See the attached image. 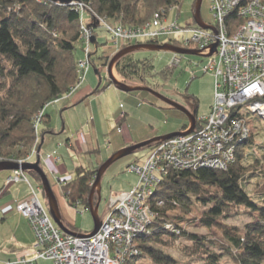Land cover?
<instances>
[{"label":"trees","instance_id":"trees-1","mask_svg":"<svg viewBox=\"0 0 264 264\" xmlns=\"http://www.w3.org/2000/svg\"><path fill=\"white\" fill-rule=\"evenodd\" d=\"M78 2L86 5L88 12L105 17L112 26L120 24L140 27L150 22L155 14L181 6L184 0ZM241 22L237 12L228 17L232 28ZM191 25H195L194 17ZM97 31L94 30V35L98 40ZM81 38V15L76 6L54 4L49 0H0V157L4 160H26L38 140L34 122L37 114L44 111L43 119L48 117L45 114L46 108L66 94L68 96L76 86L79 79L78 63L85 59ZM79 45H82L84 53L80 59L77 58ZM129 46L123 45L121 50ZM97 53L98 50H95L92 55ZM116 68L125 80L143 83L148 77L155 76V67L150 60H135L132 54L122 58ZM97 74L100 76L99 71ZM171 75L168 69L160 73L166 80ZM110 85L113 84L110 82ZM150 86L153 87L152 84ZM100 87L93 94L99 93ZM188 101L191 108L198 111V100L189 98ZM198 125L196 116V127ZM188 127L185 126L183 130ZM254 133L246 142L236 145L235 162L228 170L202 168L195 171H171L161 180L149 200L156 218L149 232L135 239L134 245L139 255L128 257L126 264H137L144 258L150 259L153 264H179L157 246L173 245L181 239L192 243L186 249L194 253L195 264H221L226 256L234 264H264V199L257 201L243 184L249 168L264 157V147L254 142ZM97 171L80 167L76 170L75 179L60 182L70 207L77 210L90 209L89 198ZM36 178L38 185L42 186L39 175ZM212 189L216 192L212 193ZM97 201L95 196V204ZM46 203L48 207L47 199ZM160 203L163 205L160 206ZM196 203L208 208L200 222L208 228H221L225 243L201 238L177 226L175 229H167L169 225L175 226L166 219L168 211L180 207L188 213ZM233 208H244L256 214L257 221L248 224L243 231L224 227L218 221L227 218ZM66 227L77 233L74 228Z\"/></svg>","mask_w":264,"mask_h":264},{"label":"built area","instance_id":"built-area-1","mask_svg":"<svg viewBox=\"0 0 264 264\" xmlns=\"http://www.w3.org/2000/svg\"><path fill=\"white\" fill-rule=\"evenodd\" d=\"M210 4L215 23L209 26L214 27L217 34L196 24L182 26L178 21H170V11L175 7L155 14L140 27L112 26L107 19H99L100 27L116 51L123 45H162L159 39L165 37L169 39L167 44L197 51L209 58L207 65L196 63L190 67V72L193 80L200 74L214 76L215 99L211 112L198 119L199 125L193 133L157 143L144 163L129 166L128 172L138 175V184L130 191L111 195L108 214L98 234L92 237L91 232L82 233L81 237L66 234L42 203L43 188L35 187L20 170L10 172L5 180L7 188L24 183L30 190L28 198L17 204L16 211L29 222L36 244L32 258L0 264H38L39 261L126 264L128 257L139 255L135 239L147 234L156 218L149 200L162 179L171 171L228 170L235 162L236 145L246 142L255 132L254 123L259 120L264 127V0H210ZM70 6H76L81 15L85 59L78 63L79 79L68 96L85 82L93 52V31L82 24L89 8L79 2ZM235 12L242 22L232 28L228 17ZM215 44L217 50L210 56ZM175 57L172 67L178 68L182 61L179 55ZM120 120L126 121V115L122 114ZM39 124L35 123L36 129ZM3 161L0 157V162ZM54 162L57 164L59 159L55 158ZM88 211L83 210L82 215ZM170 228L172 226H167Z\"/></svg>","mask_w":264,"mask_h":264},{"label":"rangeland","instance_id":"rangeland-1","mask_svg":"<svg viewBox=\"0 0 264 264\" xmlns=\"http://www.w3.org/2000/svg\"><path fill=\"white\" fill-rule=\"evenodd\" d=\"M196 1L197 0H184L181 6H176L174 11H170V21H178L182 26L192 24ZM88 11H86L85 20L82 23L84 25L87 24L88 28L94 20L99 23L100 18L103 20L106 19L105 17H100L97 14H92ZM201 15L206 24L214 25L215 22L211 11L210 0H203ZM97 29V33L99 35L98 40L94 35V30ZM90 30L93 31V37L96 38L97 47L98 42L100 47L97 48L96 45L91 42L93 44V51L98 50V53L94 56L92 55L93 52L90 54L91 71L88 79L85 80L86 82L83 88L91 87L93 93L100 85V92L90 95L77 105L72 104L73 99L72 97H67V94L61 100L50 104L45 110V114L48 117L43 119L44 111L39 112L35 117L34 122L40 123L37 127L38 140L36 146L33 148L26 160H22L23 163L20 161L12 162L6 160L0 163L11 162L19 165L26 163L35 164L38 157L43 159L45 155L56 151V153L59 152L58 155L63 158L58 169L60 170L61 168H64L65 170L63 171H66V174L70 176L68 181H71L75 179L76 170L80 166H83L81 168L85 170L99 169L105 161L115 154L113 152L115 150L116 143L121 141L122 135L119 134L120 132L113 131L110 128L112 127L111 123L118 121L123 112L128 113V130L130 136L133 137L139 138L145 135L146 137L153 136L150 137L151 139L163 137L173 133L187 132L190 130V126L186 130H183L190 122L185 114L170 108L152 94L147 92L125 93L116 88L115 85H110L111 81L109 79L107 66L111 59L121 50L116 51L113 48L108 41L107 34L100 27V25H98L97 28L92 27ZM159 40L160 43L164 45L168 43L169 39L163 37ZM175 56L176 54L171 52L139 50L132 54V58L139 61L150 60L155 67V76L153 78L148 77L147 80L142 83L138 80L123 79L118 74L117 68L114 70V75L118 81L125 83L128 86L152 88L153 90L178 102L190 110L192 109L189 106L188 99H197L199 102L198 117L200 118L203 115L205 116V114L207 115V113L211 111L212 105L214 104L215 78L211 74H200L198 75V78L193 80L190 67L194 66L196 63L207 65L210 62V59L204 57L179 56L178 58L181 59L182 63L180 67L176 68L172 67L173 61L176 58ZM82 57H84L83 48L82 45H79L77 58L80 59ZM106 58H109L107 66ZM166 69L172 73L167 80L160 76V73ZM96 71L100 72V76L96 73ZM150 84H152L153 87H151ZM254 125L256 126L253 138L254 142L259 147H264V127L259 120H257ZM79 132L87 138L88 145L85 146L84 144V147L77 146L76 138L78 134L80 135V140L83 141L82 134ZM43 138L45 139V144H42ZM67 143L72 144L73 148L66 147ZM110 143L111 146H113L112 150H108ZM39 144L40 147L38 148ZM60 144L63 147H59ZM156 144L153 145L155 146ZM40 148H42V151ZM99 149H102V156L106 160L98 164L96 167H92V164L98 163L101 158L99 157V152H97V154H92L93 150L98 151ZM150 150L151 148H144L137 151L135 154L115 163L105 173L101 182L102 193L99 206V217L102 221L108 214L111 195L113 193L131 190L138 184V175L128 172V168L130 165L132 166L136 163H144L150 154ZM39 151L41 152V155ZM42 159L40 167L43 169L50 181L57 198L62 217L65 218V220H67V222L71 224V227L73 226L77 232L81 234L92 232L95 223L90 211L85 212L84 215H82L83 209L77 210L68 205L62 186L57 183L58 177L46 172ZM253 167L251 166L249 168V172L246 174L243 184L246 191L260 202L264 199V157H261L260 162L255 166L253 164ZM22 172L26 174L27 177L35 184V187H37L36 184H38V179L36 176L38 174L36 175L34 172ZM6 173L7 172H1L0 174ZM11 187L7 188L4 182L3 188L0 189V194L5 190V192H7ZM211 192L214 193L216 190L212 189ZM5 194L6 193H4L3 196ZM45 198L46 196H41V201L47 208ZM207 211V207L196 203L194 206H191L190 212L188 213L184 212L180 207H176L174 210L168 211L166 219L168 222L175 225L170 228V230L175 229L177 226V228L179 227L183 231L198 235L201 238L225 243L221 228H208L200 222L204 213ZM256 217V214H251L244 208L239 210L233 208L227 218L220 219L218 222L228 229L237 228L240 231H243L248 224L257 221ZM168 245L169 246L157 247L159 250L174 258L179 264L196 263L194 253L186 249L187 247L192 246L191 242L181 239L176 243L174 242L173 245L170 243ZM218 252H220V250ZM39 264L54 263L50 261H40ZM137 264L153 263L150 259L144 258ZM199 264H202V262H199ZM221 264H234V262L230 257L226 256L223 258Z\"/></svg>","mask_w":264,"mask_h":264},{"label":"water","instance_id":"water-1","mask_svg":"<svg viewBox=\"0 0 264 264\" xmlns=\"http://www.w3.org/2000/svg\"><path fill=\"white\" fill-rule=\"evenodd\" d=\"M49 1L54 3V4L70 6L73 3L78 2L79 0H49ZM202 4H203V0H197L196 1L195 13H194L195 24L204 30H211L215 34H217L216 29L214 27L207 25L203 21L202 15H201ZM98 25H99L98 21L94 20V22L89 26V29L92 27L97 28ZM92 43L94 45L97 44L95 37H93ZM139 50L171 52V53H174V54L179 55V56H193V57H203V56L197 51L181 49V48L175 47L174 45H171V44H164V45L163 44L162 45L152 44V43L151 44H135V45H131V46L119 51L111 59V61L109 62L108 66H107L109 79H110L111 83L116 86V88H118L120 91L125 92V93L147 92V93L152 94L154 97H156L157 99H159L160 101H162L163 103L168 105L170 108L178 110V111L182 112L183 114H185L187 116L188 120L190 121L189 122L190 130H188L187 132L173 133V134H169V135H166L163 137L153 138L151 140L142 142L140 144H136V145L127 147L125 149H122V150L116 152L113 156H111L107 161H105L100 166V168L98 169L97 174H96L95 182L92 185L93 187H92L90 198H89V203H90L89 211H90V213L94 219V223H95L94 229L89 235L91 237L98 234V232L100 231V229L102 227V220L99 217V206H100V202H101V193H102L101 182H102L103 176L109 170V168H111L118 161L135 154L137 151H139L141 149L151 147L153 144H156L159 142L168 141L174 137L189 135V134L193 133L195 128H196V116L198 114L197 110L190 111L187 107L182 106L178 102L164 96L163 94L153 90L152 88H149V87H132V86H128L127 84L122 83L116 79V77L114 75V70L116 68L117 63L122 58H124L125 56L133 54L134 52L139 51ZM216 50H217V44H215L212 47V52H211L210 56H212L216 52ZM96 73H97V71H96ZM42 141H44V138L42 139ZM40 150H41V148H40ZM40 163H41L40 157H38V160L35 164L26 163L23 165H19L17 163L4 162V163H0V173L1 172H11V171L22 170L24 172H35L36 174H38L41 178L42 188H43V191L45 193V196H46V199L48 202L49 212H50L54 222L59 226V228H61L68 235H73V236H78V237L83 236L82 234H78V233H75V232H72L71 230H69L66 227L65 223L63 222V217H62L61 212H60V208H59L57 198L55 196V193L53 191V188L50 184V181H49L47 175L45 174L43 169L40 167ZM95 196H97V198H98V201L96 204H95Z\"/></svg>","mask_w":264,"mask_h":264},{"label":"crops","instance_id":"crops-1","mask_svg":"<svg viewBox=\"0 0 264 264\" xmlns=\"http://www.w3.org/2000/svg\"><path fill=\"white\" fill-rule=\"evenodd\" d=\"M90 71L91 70H89L88 72L86 80L88 79ZM85 82L81 85V87L73 95L67 96V97H72L73 99L72 104L77 105L78 103L82 102L83 100H85V98L89 97L95 92L94 91L92 93L91 87L83 88ZM198 111H199V107H198ZM210 112L211 111H209L207 115H209ZM123 114H125L127 117L126 121H121L120 119H118V121L111 123L112 127L110 129L113 131H118L120 132L119 134L122 135L121 137L122 139L120 142L116 143L117 148L115 147V150L113 153H116L127 147L136 145L138 143L145 142L147 139H150V137H153V136L146 137V135L141 136L139 138L130 136L129 130H128L129 129L128 128L129 127L128 113L123 112ZM207 115L205 114V116ZM205 116L203 115L200 118L198 117V119H201ZM51 135H54V134H51ZM79 136L80 135L78 134L76 138L77 146L84 147L83 146L84 144L85 146L88 145L87 138L83 136L82 134L83 141H81ZM42 144H45V139ZM59 147H63V146L60 144ZM66 147L73 148L72 144H68V143ZM42 148H41V151H42ZM112 149H113V146H111V143H110L108 150H112ZM97 152H99V157L101 158L99 159L98 163L92 164V167H96L98 164L106 160L102 156L103 155L102 149H99L98 151L93 150L92 154H97ZM58 153L59 152L56 153V151H54L52 153H49L48 155H45L44 158L43 159L41 158V159L43 161L46 172L53 174L55 177H58L57 183L61 184L60 182L68 181L70 176L66 174V171H63L65 170L64 168H61L60 170L58 169L59 165L61 164L63 160V158L60 155H58ZM40 155H41V152H40ZM55 158L59 159V162L57 164H55L54 162ZM80 167H83V166H80ZM9 176L10 174L8 172L6 174H0V189L3 188L4 182ZM33 185L35 184L33 183ZM36 186H39V185L36 184ZM29 194H30V190L28 186L23 183H18V184L13 185L6 192V194L2 198H0V262L19 261L21 259L32 258L34 256V251H35L34 247L36 244L35 235L27 219H25L22 215H20L16 211L17 204L27 199ZM63 220H64L65 225H68L71 227V224L67 222L65 218H63ZM71 228H73V226Z\"/></svg>","mask_w":264,"mask_h":264},{"label":"flooded vegetation","instance_id":"flooded-vegetation-1","mask_svg":"<svg viewBox=\"0 0 264 264\" xmlns=\"http://www.w3.org/2000/svg\"><path fill=\"white\" fill-rule=\"evenodd\" d=\"M190 106V105H189ZM190 108H191V106H190ZM192 109V108H191ZM190 110V109H189ZM190 111H194L193 109L192 110H190Z\"/></svg>","mask_w":264,"mask_h":264}]
</instances>
